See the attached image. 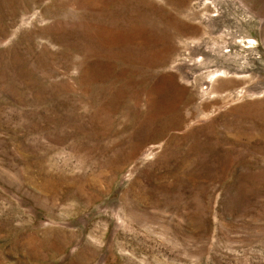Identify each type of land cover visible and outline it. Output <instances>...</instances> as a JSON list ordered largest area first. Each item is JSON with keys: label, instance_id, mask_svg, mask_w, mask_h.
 <instances>
[{"label": "rangeland", "instance_id": "374dc122", "mask_svg": "<svg viewBox=\"0 0 264 264\" xmlns=\"http://www.w3.org/2000/svg\"><path fill=\"white\" fill-rule=\"evenodd\" d=\"M0 264H264V0H0Z\"/></svg>", "mask_w": 264, "mask_h": 264}]
</instances>
